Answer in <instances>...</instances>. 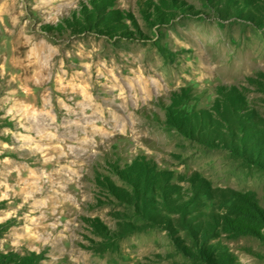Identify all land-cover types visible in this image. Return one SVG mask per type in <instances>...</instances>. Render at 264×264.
I'll return each instance as SVG.
<instances>
[{
  "label": "rangeland",
  "instance_id": "1",
  "mask_svg": "<svg viewBox=\"0 0 264 264\" xmlns=\"http://www.w3.org/2000/svg\"><path fill=\"white\" fill-rule=\"evenodd\" d=\"M11 16L19 17L15 27ZM4 21L10 31L0 26V63L7 60L8 69L0 79V143L10 148H0V182L19 184L7 173L20 166L29 190L42 186L35 200L47 207L33 215L43 213L39 231L52 236L47 245L25 238L12 246L25 236L29 201L0 224V264H72V256L76 264H264V221L242 215L264 211V0H7ZM22 28L39 51L59 50L53 81L29 83V97L19 91L35 68L27 66L31 45ZM61 60L68 79L85 73L76 82L91 85L104 127L115 135L102 144L96 137L97 156L89 146L45 163L4 135L6 128L24 131L6 112L20 101L41 107L47 89L57 123H67L56 97L73 106L81 97L68 101L55 90ZM117 81L123 98L113 90ZM77 131L61 127L59 134L71 144ZM5 157L12 163L3 164ZM67 160L76 161L78 176L59 170ZM42 171L47 183L36 179ZM22 202L10 194L0 216Z\"/></svg>",
  "mask_w": 264,
  "mask_h": 264
},
{
  "label": "clouds",
  "instance_id": "2",
  "mask_svg": "<svg viewBox=\"0 0 264 264\" xmlns=\"http://www.w3.org/2000/svg\"><path fill=\"white\" fill-rule=\"evenodd\" d=\"M49 0H41V3H47ZM23 7V5H21ZM7 12V0H4V3H0V26H4V31L9 32L10 30L5 26L4 16ZM24 13L21 12L20 16H23ZM11 23L15 27L20 23L19 17L11 16ZM28 25V21L24 22V28ZM24 28L21 29V34L24 37L26 44H30L25 59L28 61V67L35 66L33 73L28 82L21 83L19 85V91L23 93L25 97L34 96L35 92L32 87H29V83L40 87L46 82L53 81L52 69L55 67L53 60L54 56L59 54V50L52 46H49L48 51H39L37 46L33 43V37L27 35L24 32ZM82 67L87 71L91 72L92 65L90 63L83 64ZM84 72H78L73 75L71 79H68V73L64 71L63 60L60 61V69L56 72L54 81H55V90L57 92H64L68 94V101L74 100V97L78 94L81 99L75 101V106L71 103L65 101V99L60 96L56 97V104L63 110L65 116L68 117V121L65 124L57 123V115L52 104L51 92L45 89L42 95V106L37 107L34 103H26L23 101L13 104L12 107L8 108L6 112L7 117H11L13 120L19 122V127L23 129V133H13L11 129H4V135H12L14 138L18 139L21 142L22 148H28L31 151L39 152L44 158L45 163H51L58 160V158L67 159L70 155L75 156L76 151L79 150L81 154L89 152V146L92 156H97V140L96 137H100V143L104 142V139L115 135L114 131H109L104 127L103 122V112L99 110V107L95 105L93 96L91 95V85L87 82H76V77H83ZM8 75L7 69V60L0 63V79H3ZM142 78V77H141ZM17 77L15 75L11 76V82H15ZM153 84L158 83L153 80ZM179 86V84L177 85ZM113 90H118L120 98H123L125 93L122 87L113 85ZM129 87H132L130 84ZM15 91L12 92V95L15 96ZM75 117V119H71ZM92 117H97V119H92ZM81 120L84 123H81ZM61 127L64 128H76L77 133H71L74 138V142L68 144L65 142V138L61 137L59 130ZM88 129H91V134H89ZM35 131L36 136L33 137L31 134ZM118 131L121 134H125V129L123 127L119 128ZM80 132H83L81 135ZM0 148L8 150L10 145L7 143H0ZM49 152L54 153L49 155ZM3 153L0 152V155ZM3 164H11L12 161L10 158L5 157L2 161ZM75 160H67V163L59 166V170H67L68 174L77 175L75 168L72 165H75ZM13 172L16 173L19 184L15 187L9 184L6 180L0 182V202L10 199V194L12 195H22L23 202L17 205L16 209L6 211L4 215L0 216V224L4 223L8 219L17 216L19 209L23 208L25 204H28L29 201H33V204L30 208V211L25 214L24 220L26 223L23 226V231L25 236H17L13 241V247H18L20 241L25 238L33 240L36 242L42 241L43 244L47 245L49 239L52 236L51 232L47 233L45 238L44 233L39 231L40 224L39 220L43 219V213L41 217L33 215L38 207H47V200H42L37 202L35 200L36 193L42 191V186L29 190V185L26 181L21 180L22 169L20 166L10 169L7 175H11ZM29 176L36 177V173L29 169ZM38 181H43L47 183L50 179V174L47 171H42L40 176L36 178ZM19 188V191L16 189ZM86 199V197H82ZM78 207V205H77ZM48 227L55 229L58 227L57 224H51ZM32 251L39 252L38 248H32ZM72 264H76V257H70Z\"/></svg>",
  "mask_w": 264,
  "mask_h": 264
},
{
  "label": "trees",
  "instance_id": "3",
  "mask_svg": "<svg viewBox=\"0 0 264 264\" xmlns=\"http://www.w3.org/2000/svg\"><path fill=\"white\" fill-rule=\"evenodd\" d=\"M207 7H209L208 5H206ZM239 133H240V140H242V138H243V135L241 136V132L239 131ZM231 136V145H232V148H236V142L235 141H233V137H232V135H230ZM241 143V142H240ZM240 145H243V143H241ZM243 208V207H242ZM243 210V209H242ZM246 210V212H243V211H241V212H243L242 213V215L244 214V215H249V216H252L254 219H256V221H257V224H260V220H262V221H264V211H258V215H259V217L258 216H256L254 213H252L248 208H246L245 209ZM240 226L241 225H243V227H245V228H249V226L246 224V223H243V222H240V223H238ZM7 226H8V224L7 223H5V224H3V225H1V228L2 229H6L7 228ZM242 227V228H243ZM242 232H245V231H242Z\"/></svg>",
  "mask_w": 264,
  "mask_h": 264
}]
</instances>
